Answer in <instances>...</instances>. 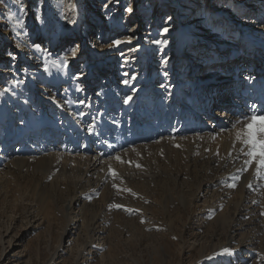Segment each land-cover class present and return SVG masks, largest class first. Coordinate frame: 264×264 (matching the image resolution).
I'll use <instances>...</instances> for the list:
<instances>
[{
    "label": "rangeland",
    "instance_id": "374dc122",
    "mask_svg": "<svg viewBox=\"0 0 264 264\" xmlns=\"http://www.w3.org/2000/svg\"><path fill=\"white\" fill-rule=\"evenodd\" d=\"M253 34L264 44V0H0V264H264V177L231 136L250 109L264 115L263 99L239 105L221 92L230 108L215 113L239 119L215 132L201 107L229 72L206 76L204 64L189 75L188 60L205 41L241 55ZM178 36L190 44L182 73ZM243 70L233 78L264 84ZM52 129L99 140L112 171L77 186V165L48 161L49 141H36Z\"/></svg>",
    "mask_w": 264,
    "mask_h": 264
},
{
    "label": "bare ground",
    "instance_id": "6f19581e",
    "mask_svg": "<svg viewBox=\"0 0 264 264\" xmlns=\"http://www.w3.org/2000/svg\"><path fill=\"white\" fill-rule=\"evenodd\" d=\"M43 32L44 31H41L40 33L42 34ZM58 33H59V36H62V38H64L67 35L64 27H60ZM45 34H46V32H45ZM261 37H263V36L256 35V34H253V36H251V37H245L244 36L243 42H239V43L234 41V40H230V44H229L230 46H234V45H238V44L240 45L242 43H246V52H243L241 55L237 54V53H235V54H232L230 52L228 53V51H227L228 49L225 50V48H223V46H222L223 44L216 45L214 42L205 41V43H203L204 47L202 49H200V48L198 49L195 47V45H193V48L199 51L198 52V54H199L198 58H196L194 60L187 58L189 60V62L191 61V63H190L191 64V69H190L191 72L189 75L194 74L197 66H200V65L203 66L204 64H208V66H210L207 70L206 76H210V75L211 76L212 75L218 76L220 74L219 73L220 68L226 69L225 71L229 72V75L227 76L226 81L223 83H221V82L223 81L224 77H221V78L219 77L218 79L213 81L214 83H208V82H212L211 81L212 79L208 80L207 83L211 84L210 85V91L211 92L210 93L208 92V95H206V96H208L209 100L206 99L208 103H206L205 106L201 107L203 109V111L206 110L205 112H209L207 114L209 115L210 118L213 119V122H215V123L210 122V121L209 122L211 123V125H213V127H216L215 132H217V133L222 132V130H224L221 128L222 127L221 125H225V126L230 125V124L232 125V123H234V121L239 119V117L236 114L239 112H236L232 118H229L227 120H220L219 119V116L215 112L221 113L222 110H224L223 112H225V110L228 106L230 108V105H229V103H226V100H224V101L222 100L223 102H221V99H220V96H221L220 93L221 92L222 93L223 92H229L235 96L239 95L241 98H243V99H241V101L240 100L236 101V103L239 105L246 103L248 100H250L251 98L253 99L254 97H257L259 100L263 99L262 103L264 102V94L261 93V91L264 90V84L259 85V86H255L253 83H249L247 85L245 84V86H244V84H242V79H238L237 77L233 78L234 72L236 73V71L233 69L234 65L230 66L227 63L229 60L234 58V63L241 64L240 65L241 69L242 68L244 69L245 65H246L245 63H247L249 61L251 62V65L255 64V67L252 66L253 68H256L259 63L260 64L264 63V44L262 43L263 40L260 41ZM180 39H181V37L178 36V41H176L174 43L173 49H175V48L180 49L179 51H177L175 53L174 58L177 59L178 61H180L176 65V67L177 68L179 67L178 72L182 73V66H183L184 62L186 61V59L183 60V58H184L186 52L183 53L181 51H183L182 49L184 48V46L188 47L190 44L185 45V43H184V46H182V44L179 45L181 40H183V39L185 40L184 35H183V38L181 40ZM236 43H238V44H236ZM223 49L225 51H221ZM251 51L254 52L253 55L250 53ZM219 56H220V59L218 58ZM250 56H251V58H250ZM122 62H125V60H123ZM231 63L233 64V61ZM135 65H136V63H135ZM137 65H138V63H137ZM262 69H264V65H263V67L261 66V70L258 71V74H259L258 76L261 78H264V70L262 71ZM103 70L105 71L106 68L104 67ZM252 70L250 68V72H253L252 74H256L257 71L254 72ZM220 75H222V74H220ZM242 76H243V74H242ZM232 79L233 80L236 79L234 82V85H232V86L229 85L227 87L226 85H228L229 81L230 80L232 81ZM260 80L263 81L262 79H260ZM95 81H96V78L91 80L90 91H93L94 90L93 87L97 85V83ZM58 82H60V80H58ZM237 84L238 85L241 84L242 86L240 87ZM220 85H222V86L220 87ZM232 89H235V91H233ZM97 95L99 96L100 93H97ZM214 99H215V101H214ZM210 102L212 104H216V103L220 104L218 106L219 108H217V111L214 110L213 114L211 113V111H208L209 110L208 107H209ZM59 107H60V110L63 109L62 106H59ZM238 109H240V106ZM137 110H139L141 114L145 113L144 109L137 108ZM233 111H234V109H233ZM243 117H245V116L243 115ZM233 131H235V130H233ZM45 133H44V135H41L40 138L36 137L37 138L36 141L41 140L42 144H45L47 141H49V142H47V144L49 145V148L51 147L53 149H51L52 153L50 155H48L50 157L48 161H50V162H62V163H69V161H70L73 164L75 163V165H77V168H78V175L77 176L79 177V179L76 181L77 186L80 185L83 189V187H84L83 182L90 185L92 183L91 182L92 179H94L95 182H98V181H100V179H102L105 176L104 175L105 172L102 171V168L103 167L105 169L107 168V166L105 167L103 165L105 164V161L107 162V160H109L108 156H110V155L106 152V150L104 149V146L101 144V142L99 140L95 141V139L91 138L88 134L84 133L83 131L81 132V134L80 133L78 134L77 137L79 139L74 138L72 136V133H70V132L67 133L66 137H62L61 134H59V131L57 129H52V130L47 131ZM234 133L231 136H233L232 137L233 141L234 140L236 141V138H235L236 132H234ZM36 136H39V135L36 134ZM222 139L223 140L220 142V147H222V148L227 147L229 145L231 139L229 141H227V138H222ZM27 143H28V141L21 142L19 147L15 148V150L11 151V153L15 156V159H16L15 161H17V160L24 161V159H26L23 152L25 150L24 148H26ZM92 143H96V147L92 148V146H91ZM237 143H240V142L238 141ZM31 146H35L34 142H31ZM233 151H235V150H233ZM238 151H240V149ZM242 154L243 153L241 151L238 153V155H242ZM232 155H233V153H232ZM239 163H237V164H239ZM85 165H87V166L85 167ZM253 166H255V162L252 164V167ZM235 167L239 168V166L238 167L235 166ZM240 167H242V166H240ZM105 171H109V170H105ZM83 190H85V189H83ZM80 197H81V195L77 196L75 201H77ZM71 222L72 221H69L68 224H70ZM68 226H70V225H68ZM68 226L65 227L64 233H66V232H68V230H70Z\"/></svg>",
    "mask_w": 264,
    "mask_h": 264
},
{
    "label": "snow or ice",
    "instance_id": "6c2138e0",
    "mask_svg": "<svg viewBox=\"0 0 264 264\" xmlns=\"http://www.w3.org/2000/svg\"><path fill=\"white\" fill-rule=\"evenodd\" d=\"M16 2L19 4L20 0H16ZM57 3L59 5H63L65 3V0H57ZM71 8H75V5H68ZM20 13L22 15L26 14V10L23 6L19 9ZM127 11H131V8L127 9ZM38 20L41 19L40 15H37L36 17ZM71 22V21H69ZM16 23H22L18 18L16 19ZM13 31H15V27H13ZM164 32H167L168 29L165 27L163 29ZM18 35V34H17ZM27 35V33H25ZM155 43H160V41H154ZM114 43L119 44L120 41H115ZM163 43H167V41H163ZM18 47L20 44L17 45ZM35 48L37 51L40 50L39 45H35ZM70 51L73 53V55L76 52L75 48L70 49ZM10 56H12L13 59H15V55L13 53H9ZM167 61H165L166 63ZM66 66V65H65ZM79 90V89H78ZM4 91H9V89H4ZM131 97H128L125 102L127 103L128 100H130ZM83 103V102H81ZM252 114L249 117H246V119L249 121L246 123L241 131L236 132V140L239 141L242 145L246 146L242 147L240 151L247 157V159L244 161L245 165L251 166L254 162L256 164V174L258 176L264 177V115H257L258 112H261V109H250L249 110ZM259 122V123H258ZM239 123V121H238ZM116 159H119V157H116ZM112 171L111 169H109ZM113 176L116 175V173H112ZM238 179V177L236 178ZM231 187H235V184L230 185ZM251 186V185H249ZM130 191V190H129ZM115 207H121L120 205H115ZM127 211V209H125ZM264 215V213H262ZM229 250L225 249L224 254H228Z\"/></svg>",
    "mask_w": 264,
    "mask_h": 264
},
{
    "label": "built area",
    "instance_id": "2783aa9c",
    "mask_svg": "<svg viewBox=\"0 0 264 264\" xmlns=\"http://www.w3.org/2000/svg\"><path fill=\"white\" fill-rule=\"evenodd\" d=\"M238 64H239V63H234V67L238 66ZM218 105H220V104H218Z\"/></svg>",
    "mask_w": 264,
    "mask_h": 264
}]
</instances>
